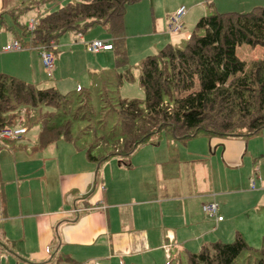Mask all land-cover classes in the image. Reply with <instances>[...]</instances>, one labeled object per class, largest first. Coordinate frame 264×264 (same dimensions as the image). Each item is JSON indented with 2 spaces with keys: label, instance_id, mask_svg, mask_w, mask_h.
Returning <instances> with one entry per match:
<instances>
[{
  "label": "crops",
  "instance_id": "crops-1",
  "mask_svg": "<svg viewBox=\"0 0 264 264\" xmlns=\"http://www.w3.org/2000/svg\"><path fill=\"white\" fill-rule=\"evenodd\" d=\"M19 3L0 0V73L33 85L47 75L39 50L17 36ZM180 6L149 18L156 36L147 45L137 42L139 56L189 37L203 15L183 21L178 35L165 32ZM73 34L72 42L81 44L72 45L76 52H86L82 36ZM13 39L23 49L3 51ZM133 45L126 40L124 48L131 53ZM111 50L92 52L96 70L113 65ZM63 54L75 60L73 50L55 54L60 65L54 74L69 79ZM37 134L0 142V264H177L207 243L236 235L253 249L263 243L264 129L246 137L200 133L182 141L165 135L127 158L100 163L64 139L37 147ZM212 200L220 221L202 210Z\"/></svg>",
  "mask_w": 264,
  "mask_h": 264
},
{
  "label": "trees",
  "instance_id": "trees-1",
  "mask_svg": "<svg viewBox=\"0 0 264 264\" xmlns=\"http://www.w3.org/2000/svg\"><path fill=\"white\" fill-rule=\"evenodd\" d=\"M136 1L30 0L25 9L40 12L32 37L36 44L57 42L67 32L78 35L102 25L115 36L112 46H121L116 54L118 65L127 61L121 34L125 11ZM242 44L261 46L263 55L242 60L236 53ZM139 83L142 100L103 99L97 117L88 108L92 105L87 88L80 89L86 95L72 107L69 93L55 87L35 88L0 73V128L16 124L20 117L27 130L39 123L37 147L58 139L77 145L83 139L87 158L98 163L113 156L128 157L144 144L159 143L168 133L181 141L200 133L209 137L256 134L264 129V6L201 16L184 46L169 43L141 60ZM79 120L97 125L75 124ZM262 242L259 249H253L240 235L228 242L216 240L177 264H234L244 252L253 250L258 257L251 264H264V236Z\"/></svg>",
  "mask_w": 264,
  "mask_h": 264
},
{
  "label": "rangeland",
  "instance_id": "rangeland-1",
  "mask_svg": "<svg viewBox=\"0 0 264 264\" xmlns=\"http://www.w3.org/2000/svg\"><path fill=\"white\" fill-rule=\"evenodd\" d=\"M65 1L66 0H61L62 3H64ZM20 2H21L19 3L20 7L16 12V19H15L17 20V29H16L17 36L21 37L22 38L21 41H23L24 43L27 42L30 43V36L25 31V24L27 20H29L30 18L37 19V17L40 15V12L37 11L36 8L25 9L27 6L30 5L29 4L30 0H20ZM38 4L43 11V8L45 7L44 4H42V2ZM175 4L178 6L183 5L187 9V13L182 19L181 30L183 29V21L187 22L192 19V21L194 20L193 21L194 23L201 15H209L217 11L225 12L227 10L228 11L236 10V11L245 12L251 10L255 6H264V3L262 4V0H138L135 3L127 6L124 15V29L121 34L123 40L122 47L127 56V63L122 62V63H118L117 65L115 55L117 54L116 50L118 48L116 47L110 52L112 53L110 57L113 61V65L110 62H108L105 64V66L107 67L96 70L95 67L93 66L94 54H92V52H87V51L83 53L76 52L77 48H75L74 46L81 44H77L75 43V41L72 42L71 39L74 38L73 36L74 34L72 32H67L56 38L57 47L56 49L53 50V54L55 56V54H58L61 51L69 52L70 50H73V56L75 57V60H69L70 56L68 54H63L61 57L62 68L65 71L64 74H67L69 72L66 77H69V75H71V78L63 79L60 78L57 74L56 75L53 74L52 76L48 77L42 75V73L40 72L41 78H43L41 79L42 82L33 84V86H35V88H41V89H45L50 86H53L57 88V90L60 93L63 94L69 93L70 94L69 97L71 101L70 104L72 107L77 106L76 105L77 101L82 99L86 95V92L84 90L80 91L81 88L86 87L88 89L87 92L91 98V105H92V106L88 105L89 106L88 108L91 109L92 111H95L97 117H99V115L102 113L101 110H102V106L104 105L103 99L106 100V98H110L113 101L114 99L128 97L132 99L142 100L144 98V91L139 83V72H140L141 59L145 55L139 56L138 52H136L137 51L136 49L141 47V45L137 44V42H140L143 45H147L149 41H153L156 35L153 34L154 27L149 25L150 24L149 18L152 19V17H154L162 10L172 9L173 5ZM191 29H192V25H191ZM165 32L168 35L169 34L178 35L179 33V32L172 33L169 30L168 32L167 31ZM2 33H4V31H2ZM80 35L83 38V39L81 38L82 40L79 39L82 41V43L90 41L93 38L102 39V40L108 38L112 42L115 39V36H113L102 25H96L90 27L87 31L80 33ZM2 37L3 34L0 33V39H2ZM79 40L78 43H81L79 42ZM126 40L134 44L132 47L133 49L129 51L131 53H128L124 48V44ZM69 41H71L72 44H70ZM185 43H186V37L180 39V41L177 44L178 46H184ZM155 48L156 50L158 49V44L155 45ZM14 51H19V50H14ZM236 53L242 60L249 62L252 59L261 57L263 55V48L259 45L253 48L247 44H242L237 47ZM64 55L65 57H63ZM56 60L55 61L57 66L55 69L57 70L58 66L60 65L58 61V57ZM124 64L126 65V68H124L122 72L120 68L125 66ZM43 108L44 107H42V109ZM108 109L110 108L107 107L103 109V111ZM106 121L109 125H111L112 119L109 116L106 118ZM76 123L77 125L80 124V126H83L88 123H90L91 125L93 123L97 125V123L93 121L89 122L87 120H81V121L79 120L76 121L75 124ZM29 127L30 128L26 130L24 136L26 134L31 136L36 132H38L40 128V124L35 123ZM165 135L167 137H172L169 133L163 134V137ZM82 138H87V136H82ZM79 140L80 141L77 143V145L82 147L84 144L82 142L83 139H79ZM257 257H258V253H256V251L254 250L252 251L251 254L244 252L241 256L237 258L234 264H251L257 259Z\"/></svg>",
  "mask_w": 264,
  "mask_h": 264
},
{
  "label": "built area",
  "instance_id": "built-area-1",
  "mask_svg": "<svg viewBox=\"0 0 264 264\" xmlns=\"http://www.w3.org/2000/svg\"><path fill=\"white\" fill-rule=\"evenodd\" d=\"M187 9L185 6L181 5L178 7L169 17L168 30L172 33H177L181 30L182 19L186 15ZM38 25V20L35 18L29 19L26 25V31L30 36L29 48H36L39 50L41 62L43 64L44 71L48 77L54 74L56 63L53 50L56 49V42L51 40L49 44H36L33 41V32L35 31ZM81 37L80 34L77 35ZM84 46L87 51L96 53L98 51L111 50L113 48L111 42H107L102 39H91L90 41L84 42ZM23 46L17 39H13L11 42L7 43L2 47L3 51H14L20 50ZM22 117L19 118V121L14 125L4 126L0 128V142L3 140H19L26 133V128L20 124ZM251 187H254V184H251ZM100 189H103V186L100 185ZM202 210L204 214L213 218L217 221L222 220V216L217 214L218 206L217 203L212 200L202 204Z\"/></svg>",
  "mask_w": 264,
  "mask_h": 264
}]
</instances>
